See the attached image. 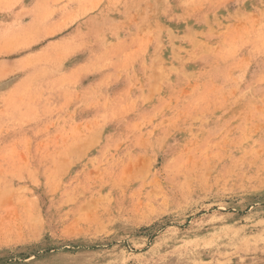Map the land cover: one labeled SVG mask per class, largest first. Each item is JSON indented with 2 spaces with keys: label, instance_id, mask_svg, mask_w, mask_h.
<instances>
[{
  "label": "rangeland",
  "instance_id": "1",
  "mask_svg": "<svg viewBox=\"0 0 264 264\" xmlns=\"http://www.w3.org/2000/svg\"><path fill=\"white\" fill-rule=\"evenodd\" d=\"M0 264H264V0H0Z\"/></svg>",
  "mask_w": 264,
  "mask_h": 264
}]
</instances>
